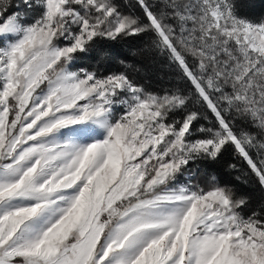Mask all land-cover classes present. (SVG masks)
<instances>
[{
  "label": "snow or ice",
  "instance_id": "snow-or-ice-1",
  "mask_svg": "<svg viewBox=\"0 0 264 264\" xmlns=\"http://www.w3.org/2000/svg\"><path fill=\"white\" fill-rule=\"evenodd\" d=\"M130 7L0 0V264H264V206L244 215L229 184L194 182L230 151L264 192V16L239 0ZM141 37L187 91L76 66Z\"/></svg>",
  "mask_w": 264,
  "mask_h": 264
},
{
  "label": "trees",
  "instance_id": "trees-1",
  "mask_svg": "<svg viewBox=\"0 0 264 264\" xmlns=\"http://www.w3.org/2000/svg\"><path fill=\"white\" fill-rule=\"evenodd\" d=\"M121 8L125 12L139 14V9L130 7L134 0H119ZM241 7L239 11L249 18L264 16V0H239ZM147 42L146 37L118 40L116 42H98L96 50L85 55L76 62L78 67H87L90 70L106 72H126L130 78L146 91L162 93L164 90L180 87L187 91L188 86L179 79L178 70L175 66H170L166 60L150 53H142ZM104 55H101V54ZM123 61V63H121ZM190 108L193 105H189ZM197 108L199 106H196ZM202 117L206 110L199 109ZM209 120L211 114L207 113ZM209 120L201 118L196 127L207 126ZM255 156V152H253ZM229 164H236V169L228 168ZM196 169V165L192 166ZM247 165L237 159L230 151L226 152L219 161L212 164H202L196 174V181L201 186H205L208 179L215 175L219 182L227 183L233 187L238 196H244L248 200V207L243 210L244 215H248L253 210L259 211L264 206V192L261 191L255 178L248 172ZM237 177H240L237 179ZM180 182L187 183L186 177H181Z\"/></svg>",
  "mask_w": 264,
  "mask_h": 264
}]
</instances>
